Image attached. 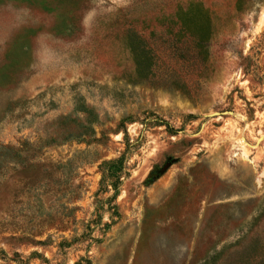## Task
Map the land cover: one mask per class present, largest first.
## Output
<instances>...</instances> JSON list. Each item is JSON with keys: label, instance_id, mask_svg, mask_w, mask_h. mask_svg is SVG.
<instances>
[{"label": "rangeland", "instance_id": "1", "mask_svg": "<svg viewBox=\"0 0 264 264\" xmlns=\"http://www.w3.org/2000/svg\"><path fill=\"white\" fill-rule=\"evenodd\" d=\"M124 153L113 200L101 166ZM256 239L264 0H0V264H237Z\"/></svg>", "mask_w": 264, "mask_h": 264}, {"label": "trees", "instance_id": "2", "mask_svg": "<svg viewBox=\"0 0 264 264\" xmlns=\"http://www.w3.org/2000/svg\"><path fill=\"white\" fill-rule=\"evenodd\" d=\"M177 15L181 29L189 32L196 39V45L200 51L199 55H202L203 58L207 53L205 39L211 31V16L209 11L202 4L193 3L186 10L178 12ZM129 48L135 62L136 76L139 79H148L151 74L153 76L152 50L147 48L143 43H139V38L136 34H134V39L130 41ZM129 147L130 144L127 146V151ZM127 162L126 154L124 153L118 159L106 162L101 166V186L105 189L111 188L113 190V200L118 196L122 179L129 176ZM237 264H264V241L256 239L247 248V251L240 253Z\"/></svg>", "mask_w": 264, "mask_h": 264}]
</instances>
